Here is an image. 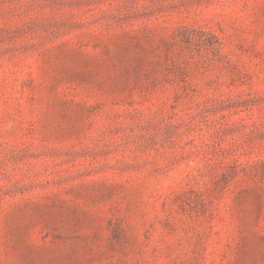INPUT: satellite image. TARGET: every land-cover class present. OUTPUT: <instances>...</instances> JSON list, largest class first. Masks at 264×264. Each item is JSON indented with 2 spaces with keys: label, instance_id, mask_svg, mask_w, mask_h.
<instances>
[{
  "label": "rangeland",
  "instance_id": "374dc122",
  "mask_svg": "<svg viewBox=\"0 0 264 264\" xmlns=\"http://www.w3.org/2000/svg\"><path fill=\"white\" fill-rule=\"evenodd\" d=\"M0 264H264V0H0Z\"/></svg>",
  "mask_w": 264,
  "mask_h": 264
}]
</instances>
